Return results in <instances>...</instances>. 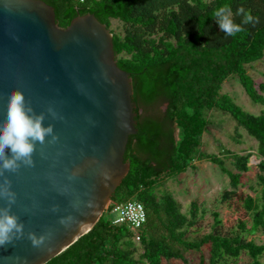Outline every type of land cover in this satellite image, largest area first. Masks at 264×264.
<instances>
[{"label": "trees", "instance_id": "1", "mask_svg": "<svg viewBox=\"0 0 264 264\" xmlns=\"http://www.w3.org/2000/svg\"><path fill=\"white\" fill-rule=\"evenodd\" d=\"M66 28L77 16L94 14L111 29V20L124 24V34H114L119 67L130 73L137 134L129 138L126 178L113 195L95 227L47 264H174L199 255L198 264H236L243 252L250 264H264V244L249 239L264 233V177H258L256 194L237 196L243 210L237 225L227 232L219 213H213L210 232L199 238L189 233L197 225L199 208L192 204L189 218L169 194L158 197V188L194 168L196 161L217 165L235 187L250 170L247 160L227 149L216 154L202 150L203 135L210 126L209 114H229L258 142L257 155L264 170V113L244 111L223 93L230 78L237 79L250 100L264 106V84H256L248 66L264 58V0H43ZM230 6L233 19L243 6L260 22L243 25L244 31L225 38L214 11ZM201 33H207L201 35ZM165 108V109H163ZM230 162L239 173L232 172ZM143 203L147 222L140 229L142 253L136 256L134 233L113 225L107 213L115 204L129 200ZM208 248L206 257L204 248Z\"/></svg>", "mask_w": 264, "mask_h": 264}, {"label": "water", "instance_id": "2", "mask_svg": "<svg viewBox=\"0 0 264 264\" xmlns=\"http://www.w3.org/2000/svg\"><path fill=\"white\" fill-rule=\"evenodd\" d=\"M13 91L53 131L33 142L31 165L0 168V190L14 195H0V210L23 225L0 247V264H47L95 227L129 173L138 115L132 78L94 14L63 28L43 0H0V125ZM32 235L43 243L34 246Z\"/></svg>", "mask_w": 264, "mask_h": 264}, {"label": "rangeland", "instance_id": "3", "mask_svg": "<svg viewBox=\"0 0 264 264\" xmlns=\"http://www.w3.org/2000/svg\"><path fill=\"white\" fill-rule=\"evenodd\" d=\"M111 30L118 35L124 34V24L111 20ZM248 73L256 84H264V58L261 61L248 66ZM223 93L229 94L235 102L246 112L253 116L264 113V106L253 103L247 96L242 85L237 79L230 78L223 85ZM165 109V108H163ZM210 126L203 135L202 150L209 154L218 155L222 149H227L247 160L250 170L243 173L242 185L237 187L231 184L230 178L221 169L207 161H196L194 168H189L187 172L169 180L164 186L158 188V197L166 194L171 195L180 205L181 212L191 217L190 210L192 204L199 208L197 225L189 233L190 238L196 239L210 232L214 223L213 213L217 212L223 221V230L227 232L231 227L237 225V221L242 216L243 210L239 208L237 198L231 201H224L226 193L235 192L237 196L256 194L252 188L260 190L258 187V177H264V170L261 169V158L257 155L258 142L251 137L247 131L240 126L229 114L219 111H212L209 114ZM228 168L239 173L230 162ZM257 244H264V233H257L250 236ZM136 243V256L142 253L139 242ZM208 257V248H204ZM264 262V257L261 258ZM199 255L193 254L188 262L174 261V264H198ZM236 264H250L251 259L246 252L235 260Z\"/></svg>", "mask_w": 264, "mask_h": 264}, {"label": "clouds", "instance_id": "4", "mask_svg": "<svg viewBox=\"0 0 264 264\" xmlns=\"http://www.w3.org/2000/svg\"><path fill=\"white\" fill-rule=\"evenodd\" d=\"M236 16L241 17L239 23L233 19L230 6H221L214 11V20L218 23L220 30L227 37H235L244 31L243 25L255 26L260 22L259 16H254L250 10L243 6L238 7ZM207 33H201L206 35ZM29 109L25 107V98L19 91L10 93L7 107L6 120L0 125V168L4 170H15L18 161L31 165V155L34 150L35 141L43 143L45 136L52 133L51 127H43V117L29 115ZM11 153V158H6L5 152ZM0 195L7 196L14 202V195L6 189L0 190ZM23 225L18 223V218L8 210H0V247L11 243L14 233L22 234ZM34 246L43 243V238L37 239L34 235L30 237Z\"/></svg>", "mask_w": 264, "mask_h": 264}, {"label": "built area", "instance_id": "5", "mask_svg": "<svg viewBox=\"0 0 264 264\" xmlns=\"http://www.w3.org/2000/svg\"><path fill=\"white\" fill-rule=\"evenodd\" d=\"M107 216L115 226H127L136 242L140 241L139 231L147 222V211L143 203L137 200H129L111 207Z\"/></svg>", "mask_w": 264, "mask_h": 264}]
</instances>
